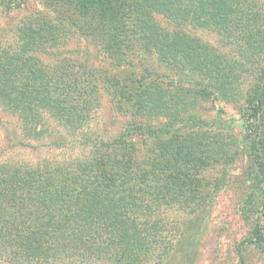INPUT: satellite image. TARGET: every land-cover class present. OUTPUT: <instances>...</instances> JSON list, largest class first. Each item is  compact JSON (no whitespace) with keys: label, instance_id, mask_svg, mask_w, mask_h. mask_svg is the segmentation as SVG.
<instances>
[{"label":"trees","instance_id":"obj_1","mask_svg":"<svg viewBox=\"0 0 264 264\" xmlns=\"http://www.w3.org/2000/svg\"><path fill=\"white\" fill-rule=\"evenodd\" d=\"M56 5L67 14L60 15L67 20L63 26L111 60L152 54L165 68L205 77L210 85L199 91L166 89L151 71L148 77L131 72L121 81L88 66V51L73 53H84V60L62 58L56 49L65 39L62 26L39 15L22 23L18 45L0 48V107L20 121L24 138H50L56 149L72 142L87 153L62 162L0 163V264H147L168 231L162 214L197 188L196 171L219 155L216 135L189 134L205 130L203 121L188 110L181 113L186 103L177 93L224 97L232 80L226 58L181 27L216 31L242 44L245 58L264 53V9L259 0H56ZM154 15L166 18L172 29ZM53 45L52 65L34 55ZM104 95L127 116L123 129L110 137L89 131ZM263 108L264 69L245 100L248 148L264 188V137L258 133ZM136 136L157 142L141 150ZM244 242L264 255V224L250 226ZM238 264H245L240 255Z\"/></svg>","mask_w":264,"mask_h":264},{"label":"rangeland","instance_id":"obj_2","mask_svg":"<svg viewBox=\"0 0 264 264\" xmlns=\"http://www.w3.org/2000/svg\"><path fill=\"white\" fill-rule=\"evenodd\" d=\"M2 1L11 9L2 8ZM259 1L264 9V0ZM63 12L56 5V0H0V48L10 49L18 45V27L27 19L39 15L62 26L65 31V39L59 45L56 44L62 58L77 56L79 60H84V53H73L88 51V66L91 65L100 73L114 75L121 81L131 72L136 77H148L147 72L151 71L166 89L191 87L199 91L209 87L205 77L167 69L152 54L136 53L125 61L111 60L80 35L71 34L63 26L67 23L62 17L67 14ZM153 18L163 28L172 29L173 25L166 18L160 15H154ZM181 29L217 55L226 58L232 80L224 97L200 98L189 92L177 93L179 97L183 96L186 103L181 113L188 110L203 121L201 125L205 130L189 134L202 139L211 134L216 135L219 155L210 165L196 171L194 178L198 180L197 188L162 214L168 231L163 233L164 244H160L152 253L147 264H238L239 255L245 264H264V255L244 242L250 226L257 222L264 224V188L259 183L257 165L249 152L250 139L245 123V100L258 86L259 74L264 69V53L243 58L239 53V45L242 44H235L232 39L227 41L216 31L190 26ZM54 47L43 48L34 55L43 63L52 65L55 62V55H52L56 50ZM196 82L201 83V86L192 87L191 84ZM126 118L112 98L104 95L93 115L89 131L102 137L113 136L123 129ZM180 118H184V115L180 114ZM158 119L163 121V118ZM258 124V133L264 137V118ZM20 128V121L0 107V163L62 162L80 158L87 153L81 145L72 142L56 149L50 138L39 142L26 139ZM134 142L142 150L157 141L145 142L136 136Z\"/></svg>","mask_w":264,"mask_h":264}]
</instances>
